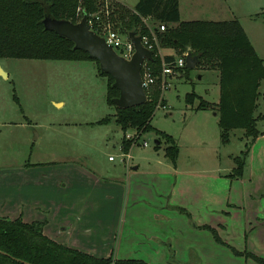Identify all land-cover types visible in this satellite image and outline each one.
Returning a JSON list of instances; mask_svg holds the SVG:
<instances>
[{"label":"crops","instance_id":"1","mask_svg":"<svg viewBox=\"0 0 264 264\" xmlns=\"http://www.w3.org/2000/svg\"><path fill=\"white\" fill-rule=\"evenodd\" d=\"M114 1L134 10L139 0ZM180 12L183 21L239 19L264 60V0H180ZM144 22L152 28L149 18ZM160 53L176 56L173 49ZM260 124L242 178L223 180L221 173L230 174L234 162L210 170L183 164L181 147L175 164L153 157L129 168L109 158L105 166L88 167L75 156L61 155L6 173L0 217L44 221L50 238L97 257L176 264L170 261L174 254L179 264H264L236 255L199 228L214 227L225 243L264 259V120ZM206 173L216 188L199 185L196 178Z\"/></svg>","mask_w":264,"mask_h":264},{"label":"trees","instance_id":"2","mask_svg":"<svg viewBox=\"0 0 264 264\" xmlns=\"http://www.w3.org/2000/svg\"><path fill=\"white\" fill-rule=\"evenodd\" d=\"M106 4V0H0V59L96 61L99 73L109 77L107 98L108 103L116 108V113L94 124H108L113 120L124 132L154 130L160 141L155 148H160L164 139L168 144L166 156L175 164L179 155L176 139L165 131L155 129L151 123L159 104H164L161 90L155 86L144 104L125 109L117 107L113 99L120 95V90L114 86V77L102 72L99 60L77 49L74 41L54 30H47L44 25L48 16L78 23L84 15H88L94 22L92 29L100 35L108 22L114 28H120L123 35L129 32L144 35L151 32L144 22L149 18L160 48L173 49L182 56L191 46L193 55H200L197 67L218 71L220 96L218 103L213 105L219 115L221 140L227 144L229 133L234 129H244L247 138H251L241 153L233 158L235 167L228 175L232 179L242 178L252 144L260 134L255 112L264 80V60L256 52L239 19L183 21L180 0H139L134 10L109 0L108 17ZM97 16L101 19L97 20ZM161 25H165L164 31ZM155 53L150 62L155 69H161L162 59L157 50ZM175 59L174 55L164 57L171 63ZM188 70L187 67L182 69L180 76L186 75ZM198 99L199 110L211 105L195 91L186 96L189 104ZM124 146L125 150H129L131 141H125ZM178 210L191 218V213L185 208L178 207ZM45 224L44 221L25 222L22 217H0V264H149L141 259H118L113 255L97 257L59 243L45 234ZM199 228L209 230L218 243L230 247L236 255L252 257L264 263L263 258L252 252L239 251L225 243L216 228L209 225ZM172 258L174 261V254Z\"/></svg>","mask_w":264,"mask_h":264},{"label":"rangeland","instance_id":"3","mask_svg":"<svg viewBox=\"0 0 264 264\" xmlns=\"http://www.w3.org/2000/svg\"><path fill=\"white\" fill-rule=\"evenodd\" d=\"M114 30L122 39L128 37L120 28ZM148 35L152 36L151 32ZM160 47L158 41L157 55L162 58ZM0 66L8 74L7 77L0 75V202L8 190L6 173L17 172L28 161H58L61 155L75 156L86 166L95 167L93 163L105 166L109 156L121 155L118 146L123 145L125 149L124 142L130 141L126 139L127 131L113 120L108 124H94L116 111L108 103L109 77L99 73L96 61L2 58ZM160 70L156 69L159 75ZM159 77L162 80L156 86L164 96V104H159L151 123L155 129L174 136L182 149L183 164L188 162L195 169L210 170L233 163V158L251 138H247L244 129H234L229 133L227 144L221 140L213 105L218 103L220 96L218 71L196 66L186 75ZM193 91L211 105L199 110L200 99L189 104L186 96ZM260 92L255 112L259 132L260 122L264 120V81ZM158 138L157 132L152 130L144 132L140 142L131 141L129 150L134 146L131 164L153 157L171 162L166 156L168 144L164 139L160 150H156ZM144 140L147 146L142 144ZM207 174L196 178L199 185L216 188V180ZM221 175L223 180H232L229 173ZM97 202L102 204L100 200ZM108 220H114L112 214ZM212 251L208 246V253Z\"/></svg>","mask_w":264,"mask_h":264},{"label":"water","instance_id":"4","mask_svg":"<svg viewBox=\"0 0 264 264\" xmlns=\"http://www.w3.org/2000/svg\"><path fill=\"white\" fill-rule=\"evenodd\" d=\"M44 25L47 30H54L60 36L74 41L77 49H82L99 60L102 72L111 74L115 79L114 86L120 90V95L113 99L117 107L130 108L148 100L141 70L145 59H153L154 51L144 45L141 35L136 32L128 33L135 46L134 54L128 59L120 55L102 35L89 26L88 15H84L78 23L48 16L44 19ZM199 61L200 55H193L192 47L189 46L186 67L195 68ZM0 75L8 76L1 66ZM159 143V140L155 141V144Z\"/></svg>","mask_w":264,"mask_h":264},{"label":"built area","instance_id":"5","mask_svg":"<svg viewBox=\"0 0 264 264\" xmlns=\"http://www.w3.org/2000/svg\"><path fill=\"white\" fill-rule=\"evenodd\" d=\"M106 1H107L106 14L109 17L110 5L108 4L109 0H106ZM100 19L101 17L97 16V20H100ZM88 23H89V26L92 28V26L94 25V22L90 20L89 17H88ZM160 28L162 31L166 29L165 25H161ZM149 29L151 30L152 36L148 34L141 35L142 41L148 49L154 51V56H155L156 54L155 50H156V45L158 44V39L155 33L152 31V28L149 27ZM101 31H102L101 35L106 39L107 43L111 44L120 55L128 59L132 57V55L135 52V46L129 37H127L126 39H122V37L114 30L110 22L105 23ZM187 53L185 55L176 57V59L172 63L165 61L164 57H162L160 75H163L164 77H168L169 75H173V74L180 75L181 73L180 71L184 69L187 64L186 62ZM150 61H151L150 59H145L142 65V70H141L143 85L147 91V94L152 91V89L157 85V83L160 80H162V78L159 77L160 75L156 72L155 67L151 64ZM143 133H144L143 131L128 130L126 133V139L136 144L140 142ZM142 144L144 146H147L148 142L144 140ZM133 148L134 146L130 150L126 151L123 145H121V155L119 156L111 155L109 156V159L112 161L119 160L121 163L125 164V166L129 168L131 166V159L133 157L132 155Z\"/></svg>","mask_w":264,"mask_h":264}]
</instances>
